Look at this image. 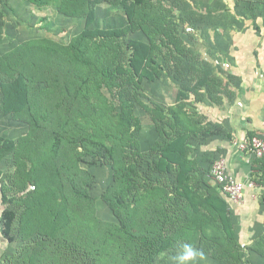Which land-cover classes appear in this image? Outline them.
I'll use <instances>...</instances> for the list:
<instances>
[{
	"label": "rangeland",
	"instance_id": "rangeland-1",
	"mask_svg": "<svg viewBox=\"0 0 264 264\" xmlns=\"http://www.w3.org/2000/svg\"><path fill=\"white\" fill-rule=\"evenodd\" d=\"M93 1L96 26L126 27L128 18L124 4H120L122 0ZM153 1L169 9L168 23L158 27L145 15L137 16L140 23L145 24L146 19L151 34L136 29L120 38L115 64L127 69L135 64L139 77L119 91L121 96L118 92L115 97L107 93L115 104L105 116L117 118V110L121 109L119 98L131 103L134 116L140 119L139 125H132L131 129L140 152L128 141L118 139L116 156L136 163L133 190L136 185L142 189L159 186L158 192L148 195L143 205L154 200L158 203L159 198L163 200L166 196L170 221L163 228L164 235L180 233L182 236L164 250L154 264H174L173 257L183 243L203 250L205 259L199 264H255V258L264 253V248L245 246L241 240L232 242L224 224L219 223L222 228L206 227L204 223L211 217L202 207L201 195L195 197L193 205L186 207L189 204L185 197L187 191L182 190L181 195L176 192L173 165L172 171L156 167L157 162L163 163L160 147L176 134L173 129L177 126L168 113L174 108L189 128L193 123L199 127L198 134L190 136L185 143L189 157L197 166L191 172L188 192L213 191L226 199L230 212L232 201L223 195L208 171L211 162L225 158H211L203 141L208 135L206 132H212L218 125L202 115L196 102H202L206 91L210 96L220 88L223 74L226 79L232 77V72L221 68L220 64L225 61L223 52L229 54L232 46V40L226 36L230 34L228 28L233 29L232 6L237 0ZM62 8L80 10L81 5L74 0L68 3L50 0L38 7L31 0H0V264L17 261L29 244L36 245L35 253L44 248L41 245L47 244L55 218L58 225H62L66 217L77 219V223L69 227L73 228L67 233L69 237H80L86 228L98 233L101 222L120 224L103 197L114 179L113 163L103 156L84 155L77 165L72 161L73 156L83 149L68 144L56 157L47 156L57 114L48 118L38 113L42 126L36 136L28 138L31 134L29 114L51 106L58 108L67 86L73 87L86 71L79 61H72L69 53L55 45H70L85 27V15L70 16ZM224 14L226 19L223 20ZM173 29L175 41L165 36H173ZM44 38L43 42L39 40ZM133 41L138 47L136 50L130 46ZM115 125L121 124L118 121ZM256 181V191L264 203V175H258ZM76 187L86 188L93 200L87 202L78 197ZM11 196L15 197L11 208L17 213L13 241L4 236L2 219L5 203ZM131 198L132 194L128 199ZM209 201L214 203L211 197ZM195 205L203 212L197 216L198 226L188 228L187 212L196 209ZM152 210L149 205L145 212ZM219 230L224 233L222 239ZM32 259L31 264H39L36 257Z\"/></svg>",
	"mask_w": 264,
	"mask_h": 264
},
{
	"label": "trees",
	"instance_id": "trees-1",
	"mask_svg": "<svg viewBox=\"0 0 264 264\" xmlns=\"http://www.w3.org/2000/svg\"><path fill=\"white\" fill-rule=\"evenodd\" d=\"M31 1L38 7H43L50 0ZM64 1L68 3L71 0ZM74 1L81 5L80 10L62 9L70 16L85 15L84 30L70 45H55L60 50L69 53L72 61H79L86 71L73 87L67 86L58 108L51 106L40 109L35 114L33 112L29 114L31 134L28 138L36 136L38 129L42 126L38 113L48 118L51 117V114H57L55 120L57 124L51 130L49 137L51 145L46 150L47 156L56 157L60 149L68 144L83 149V152H76L73 156L72 161L77 165L83 161L84 155L103 156L107 162L113 163L114 179L103 197L120 224L112 225L101 222L99 224L102 227L99 228L98 233H93L91 228H86L80 237L72 235L71 238L67 233L73 229L71 227L70 230L69 227L76 224L77 219L71 220L66 217L63 224L58 225L54 217L53 230L51 235L46 238L47 244L41 245L45 247L35 253L36 245L29 244L24 247L17 261H13L11 264H31V262L34 263L32 259L34 257L39 261V264H154L157 257L182 236L178 232V234L164 235L163 228L170 221L165 205L166 196H162L163 200L159 198L158 203L154 200L143 205L148 195L153 194V191L158 192L159 186L142 189L136 185L133 190V177L137 170L136 163L122 156L120 158L116 156L118 139L128 141L129 145L132 144L136 151L140 152L138 141L131 130L132 125H139L140 119L134 116L131 103L119 98L121 109L116 113L118 119L115 116L112 119L107 118L105 112L113 109L111 106L114 107L113 104H115L107 93L115 97L118 92V95L121 96L119 91L139 77V71L135 64H130L132 70L115 64L120 38L136 29L143 30L150 35L151 29L146 24V19L145 24L140 23L137 16L140 18L145 15L149 21L160 27V25L168 23L167 17L170 11L161 3H156L153 0H122L120 4H124L128 24L126 27L104 29L95 25L97 19L93 0H91V5L90 0ZM174 31L175 29H173V36L166 34L165 36L175 41ZM39 40L43 42L46 38ZM130 46L135 50L138 48L135 41ZM89 52L94 56H91ZM134 60L132 58V61ZM168 113L173 116V123L175 122L178 128L174 127L173 131L176 134L160 147L163 163L157 162V169L172 171L173 165L176 192L181 195L182 190L187 191L185 197L189 204L186 207L193 205L195 197L201 195L202 207L209 211L211 217L204 223L205 226L222 228L219 223L224 224L228 237L232 242H237L239 239L233 229L232 213L231 210L230 212L228 210L229 205L226 199L223 200L213 191L207 193L203 191L200 193L188 192L189 182L192 178L191 172L197 166L195 160L189 157L185 143L190 136L198 134V125L193 123L192 128H189L174 108L170 109ZM118 121L120 126L115 125V122ZM123 155L127 156L126 151H123ZM212 165L213 162L208 167L209 174ZM75 193L87 202L93 200L86 188L81 190L76 187ZM130 194H132V198L129 200ZM223 195L228 198L225 193ZM209 197L214 203L209 201ZM14 200V196L7 199L2 213L3 234L9 241L15 239L13 227L17 213L11 208ZM149 205L153 208L152 212H145ZM195 208L187 212L188 228L198 226L197 216L203 212V209L199 210V205H195ZM219 235H221L220 239L224 237L222 231ZM40 253L41 255H39Z\"/></svg>",
	"mask_w": 264,
	"mask_h": 264
},
{
	"label": "crops",
	"instance_id": "crops-1",
	"mask_svg": "<svg viewBox=\"0 0 264 264\" xmlns=\"http://www.w3.org/2000/svg\"><path fill=\"white\" fill-rule=\"evenodd\" d=\"M232 30L226 37L232 40L229 54L223 52L228 63L220 67L232 72L231 79L223 76L220 88L196 102L202 115L218 125L203 139L206 153L222 156L228 170L245 182L255 180L256 186L246 191V203L230 204L233 224L242 244L264 248V203L257 193L258 175H264L263 159L238 147L246 137L263 129L264 118V0H237L232 6ZM225 13V12H224ZM226 19L224 14L223 20ZM225 36L223 38H226ZM226 44V43H224ZM226 47H224L225 49ZM231 61V62H230ZM256 158V159H255ZM264 264V253L255 258Z\"/></svg>",
	"mask_w": 264,
	"mask_h": 264
},
{
	"label": "built area",
	"instance_id": "built-area-1",
	"mask_svg": "<svg viewBox=\"0 0 264 264\" xmlns=\"http://www.w3.org/2000/svg\"><path fill=\"white\" fill-rule=\"evenodd\" d=\"M238 147L243 151L253 154L256 158L264 160V118L263 129L259 133L248 136L240 141ZM210 177L220 186L230 201L241 205L246 203L247 189L256 186L255 180L245 182L231 174L228 170L227 162L223 158H219L213 163Z\"/></svg>",
	"mask_w": 264,
	"mask_h": 264
},
{
	"label": "clouds",
	"instance_id": "clouds-1",
	"mask_svg": "<svg viewBox=\"0 0 264 264\" xmlns=\"http://www.w3.org/2000/svg\"><path fill=\"white\" fill-rule=\"evenodd\" d=\"M203 259V250L190 243H183L173 257L174 264H199Z\"/></svg>",
	"mask_w": 264,
	"mask_h": 264
}]
</instances>
